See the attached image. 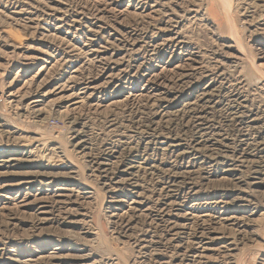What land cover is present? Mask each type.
Masks as SVG:
<instances>
[{
  "label": "rangeland",
  "instance_id": "374dc122",
  "mask_svg": "<svg viewBox=\"0 0 264 264\" xmlns=\"http://www.w3.org/2000/svg\"><path fill=\"white\" fill-rule=\"evenodd\" d=\"M0 264H264V0H0Z\"/></svg>",
  "mask_w": 264,
  "mask_h": 264
}]
</instances>
